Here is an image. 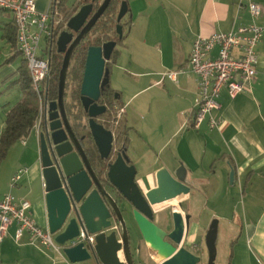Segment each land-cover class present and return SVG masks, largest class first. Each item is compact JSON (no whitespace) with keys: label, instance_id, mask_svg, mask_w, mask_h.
I'll use <instances>...</instances> for the list:
<instances>
[{"label":"crops","instance_id":"0c3cea01","mask_svg":"<svg viewBox=\"0 0 264 264\" xmlns=\"http://www.w3.org/2000/svg\"><path fill=\"white\" fill-rule=\"evenodd\" d=\"M52 1L36 0L37 11L51 10ZM126 2L129 12L121 21L128 31L123 28L124 44L108 71L109 86L116 94L113 123L108 127L112 136L121 144V132H126L127 155L144 192L155 187V172L163 168L174 171L183 165L189 194L154 209L170 208L188 216L189 230L183 235L182 246L199 256L201 264L208 259L204 234L214 220L215 244L223 241L228 250L218 256L215 253L213 264H264V33L256 47L255 80L234 98L222 90L220 109L206 116L198 129L189 120L198 83L188 69L194 40L250 24L249 3L261 7L256 25L264 26V0ZM11 24V13L1 10L0 48L2 44L9 46V52L0 59V134L6 114L23 98L17 82L23 61L20 66L15 64L16 58L9 61L18 54L16 44L13 49L2 38L3 28ZM169 73L175 74L170 77ZM210 117L218 120L217 126H209ZM40 131L33 129L29 135L35 134L34 145L20 140L17 149L16 142L1 162L0 199L10 193L16 200H27L30 217L45 229L47 213L37 140ZM144 176L147 183L142 182ZM123 217L130 228L131 212ZM16 229L11 225L0 242L2 264H95L93 260L70 263L28 233L16 238Z\"/></svg>","mask_w":264,"mask_h":264},{"label":"water","instance_id":"95a60500","mask_svg":"<svg viewBox=\"0 0 264 264\" xmlns=\"http://www.w3.org/2000/svg\"><path fill=\"white\" fill-rule=\"evenodd\" d=\"M93 1L77 9L55 39L54 50L62 55L57 74V98L49 101L45 108L44 122L37 139L41 178L44 181L47 229L54 236L53 241L61 247V254L70 263L93 260L95 264H133L123 217L129 211L140 238L156 254L160 264H201L199 256L182 246L183 235L189 228L188 216L172 210L174 229L167 235L171 242L165 241V233L151 222L156 212L155 206L189 194L190 187L186 182L183 165L180 164L174 171L163 168L155 172V187L142 191L141 184L136 180L137 171L127 155L126 132L122 130L123 141L120 144L119 140L115 141L112 131L97 121L106 111L104 106L98 105V98L109 82V68L106 64L110 62L117 46L116 41L86 47L81 72L78 100L87 120L85 125L89 137L98 153L97 160L90 163L76 133L69 125L64 99L70 60L111 2L102 0L91 14ZM52 4L53 16L55 0ZM127 7V2L122 1L117 8L115 33L119 39L123 35L121 20L129 12ZM50 47L51 44L49 54ZM59 171L67 179L65 183L68 193L61 189ZM233 177L234 172L231 170L230 182ZM142 182L147 183L148 178L144 176ZM211 222L204 234V248L208 256L205 264H213L215 259L217 222ZM80 231L85 236H95L93 246L85 248L84 243L74 244ZM120 254L124 261H121Z\"/></svg>","mask_w":264,"mask_h":264},{"label":"built area","instance_id":"2783aa9c","mask_svg":"<svg viewBox=\"0 0 264 264\" xmlns=\"http://www.w3.org/2000/svg\"><path fill=\"white\" fill-rule=\"evenodd\" d=\"M251 23L209 36H199L192 43L188 56V69L197 77L198 93L190 120L191 126L198 129L203 119L220 109L219 93L226 90L231 98L243 92L257 74L256 47L264 33V26L256 25L262 12L256 3L247 5ZM11 13L16 28L15 51L20 55L30 77V89L38 101V115L33 129H42L45 117L47 87L50 79L48 42L53 36L56 12L52 9L38 12L36 0H0V11ZM42 39L45 48L41 49ZM175 73H169L173 77ZM209 126H217L218 120L210 117ZM11 178L12 182L15 179ZM30 204L27 200H16L10 193L0 199V242L8 228L15 224L16 238L28 233L35 242L45 248L61 251L49 229H40L30 217ZM94 235L80 231L74 244L84 243L85 248L94 245Z\"/></svg>","mask_w":264,"mask_h":264},{"label":"trees","instance_id":"16d2710c","mask_svg":"<svg viewBox=\"0 0 264 264\" xmlns=\"http://www.w3.org/2000/svg\"><path fill=\"white\" fill-rule=\"evenodd\" d=\"M93 0H78V6H76L70 14L67 16L66 21L76 13L77 9L84 4H89ZM102 0H94L93 1V10H95ZM122 1L127 0H111L110 4L106 8L103 16L96 21L94 28L91 33L81 42L78 48L70 60V71L67 74H71L73 79L77 82V89H79L81 78L84 66L85 54L88 46H98L110 39L115 35V26H116V15L118 11V7ZM67 0H55L54 9L62 10L66 6ZM64 23V22H62ZM60 23V26L54 30L52 40H49V44H51V54H50V82L49 89L47 93V99L55 100L57 98L56 86L58 81V73L61 67L62 56L57 54L54 50L55 48V39L56 35L62 31L63 24ZM16 28L11 25H7L3 28L2 38L11 45L14 49L16 44ZM115 37V36H114ZM123 40V36L121 39L117 40V44H119ZM118 53L116 51L113 52L108 68L110 69L111 65L116 61ZM18 54H13V56L9 59L12 61L17 58ZM24 63V62H23ZM18 83L20 85V89L23 92V98L19 103H17L9 112L6 114V124L3 131L0 134V164L5 159L7 152L9 149L18 141L27 138L31 131L33 130V126L35 124V120L37 118L38 113V101L34 93H32L30 89V77L28 75V71L26 70L25 64L21 65L18 69ZM109 84V82H108ZM106 84L104 87L101 97L106 102H112L113 90L111 87ZM79 93H72V97H78ZM30 97H33L34 100ZM76 117V116H75ZM0 264H2L0 260Z\"/></svg>","mask_w":264,"mask_h":264},{"label":"flooded vegetation","instance_id":"af4514ba","mask_svg":"<svg viewBox=\"0 0 264 264\" xmlns=\"http://www.w3.org/2000/svg\"><path fill=\"white\" fill-rule=\"evenodd\" d=\"M93 8H92V10H93ZM95 11H96V9L93 10L91 14H93ZM121 24L123 25L122 22H121ZM94 26H93V28H94ZM92 29L87 34V36L91 33ZM114 34H115L114 35L115 37L113 36L112 39H110V40H114L117 42V40L119 38H118L116 33H114ZM110 40H108V41H110ZM109 63L110 62H108L106 64L107 68H108ZM49 82H50V79H49ZM48 87H49V84H48ZM48 89H47V93H48ZM102 91H101V93H102ZM56 93H57V88H56ZM72 93H79V89L75 88L72 90L70 100L74 99L75 101H77L79 108H80V115L78 117L77 115H75V113H71L70 111H72V110H70V108L68 109V103H66V101H65V110H66L65 113H66L67 118L70 122L69 125L72 127L73 131L76 133V138L80 141V145L83 148L82 151L85 152L86 157L89 159L90 163H92L98 159V153H97V150H95V146L93 144V141L89 137L90 135H89V131L87 129V126L83 125V124L81 125V121H80L81 119H83L86 122H87V120H86L85 114L82 112L83 109H82V106L80 104V101L78 100L79 95H78V97L73 98ZM113 93L114 94L111 97L112 102L104 101L101 97V94H100V98H98L99 99L98 105L104 106L106 108V111L103 115H101L97 118V121L99 122V124L103 125V127H105L106 129H109L108 127H109L110 123H113L111 115H113L112 110H113L114 104L116 103V98H115L116 94L114 91H113ZM49 101H51V100H49ZM81 137L83 138V140H81L82 139ZM58 175H59V179H60V183H61V189L68 193L66 183H65L67 179L65 177H63L64 175L60 171L58 172ZM170 210L171 209H162L159 211L156 210V212L153 214V217L151 220V222L153 224H155L159 229H161L165 233V235L163 237H164V240L167 242H171L167 235H169V233L174 229V219L171 215L172 211H170ZM134 224L135 223L133 222V219H132V224H130L131 227L130 228L127 227L128 236H129L128 237L129 238V249H130L129 251L131 253L132 261H133V254L134 253H138V252L140 253L141 251H144L145 254L147 255L149 261H151L152 264H160V263H157L158 261L156 262L154 260V257L157 258L156 254L153 251L149 250L148 245L142 240V238H140L138 228ZM118 227L119 226H117V228ZM188 230H189V228H188ZM120 259H121V261H124V257L121 254H120Z\"/></svg>","mask_w":264,"mask_h":264},{"label":"rangeland","instance_id":"374dc122","mask_svg":"<svg viewBox=\"0 0 264 264\" xmlns=\"http://www.w3.org/2000/svg\"><path fill=\"white\" fill-rule=\"evenodd\" d=\"M78 5H79L78 1H76V0H67L66 6L62 10H57V14H56V17H55V22H56L55 23L56 24L55 30L60 26V23H62V22H64V23H62L63 24L62 31L65 29V25H66L65 22H67L66 21L67 16ZM123 28H126L125 29V33H127V31H128L127 27H125L123 25ZM124 40H125V38L117 46H115V50L114 51L118 52L121 49V45L124 44ZM44 48H45V42H44V39H42L41 44H40L39 55H41L40 54L41 53V49H44ZM8 50H9V46H5L4 44H2V47L0 48V59L9 52ZM16 59L17 60H16L15 64H18L20 66L21 65L20 62L22 61L20 56H18ZM68 71H70V67H69ZM109 84H110V80H109ZM75 86H77V82L75 81V79H73V77L71 76V74L69 72V74H67V79H66V85H65V92L66 93H65V99L64 100L66 101V103H68V109L70 108V110H72L70 112L71 113H75V115H77L79 117L80 108H79V105H78L77 101H75L74 99L70 100L71 92H72L73 89L76 88ZM13 90H15L16 93H18V90L16 88H14ZM30 98L32 99V101L34 100L33 97H30ZM111 116H113V115H111ZM80 121H81V125L82 124L83 125L86 124V121H84L83 119H81ZM34 136H35V134H33V136H28L27 138L22 139V140H25L27 142V144L29 142L30 145L31 144L34 145L35 144V142L33 140ZM21 143H22V141L17 142L16 145H18V146H16V148L17 147L20 148ZM165 209H170V208H165ZM128 224L129 223L127 222V224H126L127 227L129 226ZM219 241H218V243L215 244V248H216V252L215 253H216V255L217 254L221 255L223 253H226V251L228 250L227 244L225 242L223 243V241H222V242H220L221 243V245H220ZM132 263L133 264H152L151 261H149L147 255L145 254L144 251H141L140 253L139 252L138 253H134L133 254V262Z\"/></svg>","mask_w":264,"mask_h":264},{"label":"bare ground","instance_id":"6f19581e","mask_svg":"<svg viewBox=\"0 0 264 264\" xmlns=\"http://www.w3.org/2000/svg\"><path fill=\"white\" fill-rule=\"evenodd\" d=\"M176 204V203H175ZM179 207H176V209H178Z\"/></svg>","mask_w":264,"mask_h":264}]
</instances>
